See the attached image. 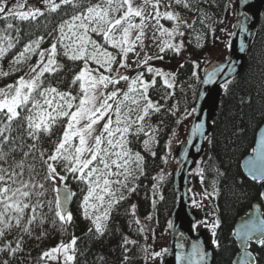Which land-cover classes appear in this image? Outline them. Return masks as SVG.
<instances>
[{
    "label": "snow or ice",
    "instance_id": "obj_1",
    "mask_svg": "<svg viewBox=\"0 0 264 264\" xmlns=\"http://www.w3.org/2000/svg\"><path fill=\"white\" fill-rule=\"evenodd\" d=\"M38 3L42 7L30 5L29 0H15L11 6L9 0H0V21H3L0 61L20 44L22 29L18 24L34 23L46 14L62 12L59 22L47 33L51 38L48 47H42L45 36L39 35L15 54L9 71L0 68V77H8L22 71L20 65H27V71L14 83L0 87V241H6L14 229L20 233L15 246L8 242L0 247V254L9 257L0 264H10L11 258L23 250V237L31 236L36 228L41 230L37 239L47 235L44 226L49 222L62 231L68 230L74 221L68 209L75 195L69 187L70 180L83 186L79 207L83 218L90 222L88 233L105 235L112 212L126 199L124 191L129 194L136 191L135 187H129V182L139 179L137 171L143 175L144 157L132 151L130 137L147 136L143 147L149 152L155 142L154 135L146 130L145 121L153 113H159L162 106L151 99L150 90L156 86L157 78L167 89L174 87L175 75L154 68L149 62L163 60L167 51L181 54L183 42L174 41L185 35L181 26L191 28L195 20L189 23L176 11L177 7L201 12V24L209 19L199 0L195 4L193 0H38ZM228 10L225 5V11ZM162 20L173 26L165 27ZM149 28L153 42L159 39L156 44L159 51L154 56L145 52ZM196 39L200 47V37ZM130 54L137 58L132 63L145 69L151 79L145 78V71L137 72L134 78L125 74L131 68ZM62 59L79 65L78 72L70 69L74 75L66 89L52 83L65 69ZM215 75L216 72L209 73L202 83L212 82ZM64 79L60 76L57 83H63ZM222 87L227 90L228 83ZM168 95L171 93L163 98ZM56 127L62 131L53 140ZM45 140L49 148L43 146ZM258 159L260 166L257 168L253 163V169L264 179V136L260 138ZM196 174L203 177V169ZM49 188L56 193L54 200L45 199ZM193 207L199 208L201 204L193 201ZM135 208L132 205L133 216ZM202 223L207 225L206 221ZM219 227L218 219L212 222L213 237ZM78 239L72 234L70 241L44 251L39 260L75 264ZM242 239L245 248L253 240L264 248V220L249 227ZM129 243L135 241L124 237L123 244ZM213 243L219 246L215 239ZM166 252L164 249L150 255L155 260ZM205 255L193 245V256L198 257L194 264H201ZM245 257L240 264H258L252 253L245 251ZM189 264H193L191 259Z\"/></svg>",
    "mask_w": 264,
    "mask_h": 264
},
{
    "label": "trees",
    "instance_id": "obj_2",
    "mask_svg": "<svg viewBox=\"0 0 264 264\" xmlns=\"http://www.w3.org/2000/svg\"><path fill=\"white\" fill-rule=\"evenodd\" d=\"M214 3L211 9V23L220 21L224 17L225 5L229 0H209ZM182 7H179V9ZM231 8L230 5L228 9ZM60 14H46L34 23H22L18 26L22 29L20 44L11 50L3 61L0 68L9 71L10 61L15 54L22 50L24 44L39 35L45 36L42 47H48L51 38L47 33L59 22ZM15 23V22H14ZM3 21H0V28ZM14 35V33H13ZM211 35L207 32V41L203 50L189 43L190 55L171 73L175 75L174 87L167 89L163 81L157 78V84L150 90L151 99L158 102L162 108L159 113H153L147 120L146 130L155 137L151 144V152L145 151L143 140L148 137L141 134L139 138L130 137V147L133 152H139L143 157V175L135 182L136 191L127 193L122 201L112 212L108 225V231L104 236L88 233L90 222L85 220L79 207L83 197L82 185L75 181H69V187L75 195L71 212L74 217L73 224L67 231L59 227H53L49 222L44 226L47 235L37 239L40 229L36 228L31 236H24L22 251L11 258L10 264H48L49 261H40L39 257L62 241H70L72 234L78 237L77 247L79 252L75 264H146L144 253L147 233L141 223L135 221L148 220L154 213L158 228L161 231L168 229L170 216L176 205V191L169 176L161 188V196H157L156 182L158 176L168 167L172 159L171 144L176 140L179 129L183 122L193 113L198 97L203 68L207 64L203 59V51H208L211 46ZM164 62H176L178 55L167 51ZM35 57H33V60ZM32 60V61H33ZM65 69L59 73L52 83L61 89L68 87V82L79 71V65H72L66 59H62ZM152 67V61L149 62ZM183 65V67H181ZM198 65V67H196ZM22 71H16L8 77H0V87L14 83L15 80L27 71V65L19 66ZM155 68V67H154ZM74 69V71H70ZM140 71H145L141 68ZM196 76H193V72ZM60 76L65 77L63 83H57ZM145 78L151 79L145 71ZM167 93L171 95L164 99ZM174 113V114H173ZM186 117V118H185ZM264 124V11L250 52L246 58V67L241 76L228 82L227 90L223 87V99L219 107L216 119L213 122V131L210 136V158L206 164H201L198 169H203L204 195L208 199L214 197L220 227L216 229L214 239L216 245V257L214 264H233L238 253V246L233 238V228L236 221L245 216L255 205H264V183L255 184L248 180L242 173L240 163L244 157L254 150L256 135ZM150 126V127H148ZM152 129H155L153 132ZM62 129L56 127L52 137L55 140ZM45 148H49V142L45 140ZM215 186V192L213 187ZM47 187V185H46ZM210 194V195H206ZM56 193L49 188L45 199L54 200ZM132 205H135V216L131 214ZM156 205V210H154ZM203 209V206H202ZM47 211V208L44 209ZM155 211V212H154ZM208 211L204 207V213ZM142 229V231H141ZM20 235L18 230H13L12 235L6 241H0V247L11 242L15 246L16 238ZM124 237L135 243L123 244ZM256 256L258 264H264V248L254 245L251 248ZM127 257V259H125ZM7 257L0 254V261ZM103 258V259H101Z\"/></svg>",
    "mask_w": 264,
    "mask_h": 264
},
{
    "label": "water",
    "instance_id": "obj_3",
    "mask_svg": "<svg viewBox=\"0 0 264 264\" xmlns=\"http://www.w3.org/2000/svg\"><path fill=\"white\" fill-rule=\"evenodd\" d=\"M234 2L235 20L228 53L224 59L212 60L204 67L202 81L206 80L211 72H216V75L212 82H201L194 111L187 119L189 125L185 139L174 152L175 164L170 175L173 188L176 191V206L171 213L167 253L161 264H189V259L194 264L198 257L193 256V245L206 254L201 264H214L215 261V246L211 234L205 228L196 230L200 213L191 206V191L192 188H195L200 194H203L204 187L202 177L200 175L193 176L192 173L200 161L204 164L209 161L211 153L209 140L213 131V122L223 99L222 85L238 78L244 72L246 58L252 48L264 11V0H234ZM37 4L38 0H34L32 3L35 6ZM197 125L202 127L197 128ZM261 136H264V124L257 132L253 152L244 157L240 163L243 175L255 184L264 183L260 172L253 169V163L257 168L260 166L258 154L260 153ZM61 195H63L62 191ZM73 199L74 196L68 205L70 211ZM211 206L213 212L216 213L213 203ZM260 220H264V207L255 205L245 216L236 221L233 238L237 243L239 253L233 260V264H240L241 260L247 259L245 251L252 253L251 245L256 243L254 240L249 241L245 248L242 237L249 227L258 225ZM178 256L184 259L178 261Z\"/></svg>",
    "mask_w": 264,
    "mask_h": 264
},
{
    "label": "rangeland",
    "instance_id": "obj_4",
    "mask_svg": "<svg viewBox=\"0 0 264 264\" xmlns=\"http://www.w3.org/2000/svg\"><path fill=\"white\" fill-rule=\"evenodd\" d=\"M34 0H29V4L32 5ZM15 3V0H9V6ZM193 3H197V0H193ZM230 5L231 8H229L228 11H224V17L220 19V21H224V23H220V21H215L211 23V14H212V8L214 6V3L212 1L207 0V2H204V0H199V6L206 12L207 17L209 19H206L204 24L200 23V18L202 16L201 12L196 11H189L187 9H183L177 7L176 11L180 13L181 16H183L185 19L189 21V23L192 22V20H195V23L192 25L191 28L181 26V30L184 31L185 35L183 37H177L176 41L174 42H183V48L180 55H178L179 60L176 62H164L163 60H151L153 63V66L155 68H159L163 70L166 73H171L173 70H175L181 63L186 61V59L190 55V48L189 43L193 47H197L199 51L203 50L204 44L207 41V32L211 35V46L208 49V51H203V59L209 63L212 60H222L224 57H226L228 53L229 43L231 40L232 35H229V33H232V27L235 20V2L233 6L228 3V6ZM36 6L42 7L39 3ZM162 24H164L165 27L171 28L173 25L169 21H161ZM223 29V30H221ZM158 35V34H157ZM199 36V44L200 47L197 46V39L196 37ZM152 29L149 28L148 34L144 40V44L146 45L145 52H147L148 55L154 56L158 53V48L156 46L157 43H159V39L154 43L152 40ZM137 51H140L139 48H137ZM141 57L144 55V52L140 53ZM36 59V58H35ZM35 59L32 61L35 62ZM136 56L134 54L129 55V63L131 64V68L125 72L126 75H129L130 77L134 78L136 73L140 71L141 68H137L135 64L132 63L133 60H136ZM123 71V70H122ZM124 86V82H121L120 87ZM148 120V119H147ZM147 120L145 121V125L147 123ZM189 120H185L183 122V125L180 127L178 136L176 137V141L171 144V152H175L176 147L185 139L186 136V130L188 129ZM174 166L173 162H169L168 167L158 176L157 182H156V189H157V196H161V188L163 184H165L166 179L170 176V172L172 170V167ZM135 167V165H133ZM143 168V166H142ZM136 175H140L139 171L136 172ZM136 180H131L129 182V187L135 186ZM63 187V186H61ZM72 189V188H71ZM74 190V189H72ZM128 192L127 190L124 191V195H126ZM193 201H196L201 204V207L196 208L199 210H203L202 206L205 208L207 207V203L204 202V199L202 196L199 195L198 191L194 188L192 192ZM156 210V209H155ZM155 212V211H154ZM204 213V212H203ZM211 214V213H209ZM212 215V214H211ZM156 214L154 213L151 216V219L144 220L140 219V223L143 225L147 235L146 240V246L144 247V253L147 257V263L146 264H161L162 257H158L155 260L151 258V253L160 252L164 249H167V241L169 236V230L161 231L158 228L157 220L155 219ZM206 216V213H205ZM208 221H213L214 218H212L210 215H207ZM211 223V222H210ZM208 223V225L210 224ZM201 227H205V225H201ZM211 226H208V228ZM147 249V252L145 251ZM48 264H56L55 261H49Z\"/></svg>",
    "mask_w": 264,
    "mask_h": 264
}]
</instances>
